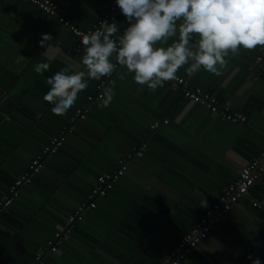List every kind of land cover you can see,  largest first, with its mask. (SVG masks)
<instances>
[{
    "label": "water",
    "instance_id": "1",
    "mask_svg": "<svg viewBox=\"0 0 264 264\" xmlns=\"http://www.w3.org/2000/svg\"><path fill=\"white\" fill-rule=\"evenodd\" d=\"M59 2L61 14L87 30L116 0L108 6L101 5L99 10L94 8V12L87 10L84 4L80 5L78 0H72L79 7L71 10V16L83 24L67 14V0ZM1 5L15 14L14 19L5 20V34L11 33L15 21L20 27L30 28L22 32L24 40L34 37L30 31L36 36L25 62L27 66H16L6 89L0 90V200L10 194L16 180L28 170L34 158L42 155L54 137L63 135L64 141L57 154L43 160L41 173L33 178L31 184L22 187L20 196L1 212L0 264H29L34 261L47 241L64 228L77 207L89 200L98 178L115 172L121 158L146 140V150L128 162L114 189L100 199L102 206L96 212L87 210L63 238L59 250L49 254L42 264H160L178 246L183 235L198 224L197 220L205 210L236 178L234 175L239 177L241 170L256 157L249 158L240 152L242 146L238 141L249 135L264 141V123L254 115L260 112V108L264 110V62H257L264 48L252 51L241 48L239 55L226 57L228 64L220 76L203 68L189 74L186 71L188 65L176 74L190 81L196 80L192 85L203 84L206 91L215 87L213 93L218 98L223 92L227 93L228 104L247 117L243 124H232L191 100L183 99L179 103L181 91L166 83L156 90L137 83L123 85V89L118 91L119 99L113 98L119 104L118 113L98 111L96 104L101 103L99 98L92 103L88 99L95 95L97 86L105 77L99 81L90 80L68 113L57 116L51 111L53 105L43 99L50 90L47 79L65 67H76L84 54L81 38L29 0H0ZM124 18L120 13L116 21L120 31L114 36L116 38L127 28L124 23L128 22ZM33 27L39 30V36ZM70 34L74 38L73 43H65L64 38ZM177 39L178 36L172 37L167 44H161L167 47ZM198 39L193 34L190 44ZM112 60L115 62V54ZM40 63L50 65L43 74L35 71V65ZM118 72H126V69L120 68ZM31 74L36 75L31 77ZM131 74L128 73L123 80H129ZM120 80L114 73L106 87L115 88L120 85ZM173 88L174 94L177 91L180 96L175 95L174 102L163 109L166 106L163 98L169 97V90ZM27 90L33 93L30 91L27 96ZM35 101L41 105L37 107ZM87 105L90 108L86 120L71 125L72 115ZM190 106H200L203 108L201 113L207 110L208 119L224 120L229 124L223 125L225 130L219 133L217 141L211 142L214 137H208L200 128L194 132L195 137L188 133L190 128H184L186 126L182 125L180 116ZM124 109L143 124L141 131L136 127V136V131L127 124V118H120ZM163 118H167L168 126H165L168 128L182 125L186 132L180 131L182 129L178 132L186 136L174 140L175 134L170 130L163 131V127L151 131V125L163 121ZM64 129L67 132L61 134ZM187 137L195 147L187 145ZM172 141L184 145L187 152H179ZM170 152L182 157L188 153L184 157L187 162L183 161L186 168L178 167V172L170 169L169 165H175L173 160L177 159ZM257 186L264 189V173L258 177L252 190L259 192ZM259 224L262 227L264 223L248 214L245 200H241L233 205L230 213L196 251L208 249L213 260L221 263L238 256L248 257L250 253L245 243L258 234ZM29 238L32 245L26 246ZM195 253L184 264L196 263Z\"/></svg>",
    "mask_w": 264,
    "mask_h": 264
},
{
    "label": "clouds",
    "instance_id": "2",
    "mask_svg": "<svg viewBox=\"0 0 264 264\" xmlns=\"http://www.w3.org/2000/svg\"><path fill=\"white\" fill-rule=\"evenodd\" d=\"M116 4L129 24L123 34L113 39L119 24L101 21L94 32L80 34L84 54L76 67H65L47 79L50 90L43 99L53 105V114L66 115L90 80L114 73L123 80L134 73L135 83L156 90L175 80L185 65L189 74L203 68L220 76L228 64L226 57L239 55L241 48H264V0H116ZM193 34L199 39L190 44ZM177 36L170 46H156ZM118 67L126 72H118ZM49 68L48 63L35 65L38 74ZM101 87L100 107H108L115 92ZM248 259L252 260L251 254ZM252 264H261L259 257Z\"/></svg>",
    "mask_w": 264,
    "mask_h": 264
},
{
    "label": "built area",
    "instance_id": "3",
    "mask_svg": "<svg viewBox=\"0 0 264 264\" xmlns=\"http://www.w3.org/2000/svg\"><path fill=\"white\" fill-rule=\"evenodd\" d=\"M32 4L39 7L41 10L57 19L65 28H68L77 37H81V33L88 34L94 32L100 27V22L107 20L112 23L113 20L117 21L121 10L115 3L110 7L101 18H99L94 26L90 29H82L72 23L68 18L63 16L60 12V7L54 0H29ZM113 39H117L113 37ZM79 51V50H78ZM259 63L264 62V50L258 57ZM112 80L111 77H105L98 86L95 95L89 97V102H94L100 97L103 92L101 85L105 87ZM175 88L181 90L183 99L191 100L196 104H200L212 113L221 116L224 120L232 124H243L247 121V117L240 112L235 111L227 102H221L213 92L205 91L202 87L193 86L189 80L176 75V79L166 82ZM89 114V107L81 108L72 115L70 124L73 125L78 121L86 120ZM168 121H158L151 125V131H156L163 125H167ZM67 130V129H66ZM71 132V131H70ZM64 141L63 135L56 136L52 139L50 145L43 151L42 155L36 157L28 170L21 175L11 188L10 194L4 199L0 200V214L2 211L10 207L14 201L20 196L21 188L32 183L33 178L41 173L43 168V160L58 153ZM147 145L141 144L133 149L132 153L126 154L124 158L119 161V166L112 174H103L98 178L97 186L90 194L89 200L77 207L75 212L68 218L64 228L57 232L50 240L47 241L45 247L36 256L31 264H42L45 258L52 253L59 250V246L63 238L71 232L72 226L75 222L87 211L97 208V203L100 198L106 197L115 187V184L123 176L126 165L134 157L141 156L146 150ZM264 173V149L259 152V155L254 158L247 166H245L239 177L231 182L225 191L219 196L217 201L208 207L203 216L200 218L198 224L192 229L191 232L186 233L181 238L178 246L161 260L160 264H184L186 260L204 243L211 234L212 230L222 222L226 215H228L234 204L250 196L253 186L256 184L257 179ZM253 208L261 210L264 214V202L255 201L252 203Z\"/></svg>",
    "mask_w": 264,
    "mask_h": 264
},
{
    "label": "crops",
    "instance_id": "4",
    "mask_svg": "<svg viewBox=\"0 0 264 264\" xmlns=\"http://www.w3.org/2000/svg\"><path fill=\"white\" fill-rule=\"evenodd\" d=\"M54 1L58 3V5L60 7V12H61V5H60L59 0H54ZM113 1L114 0H78V3L80 5L84 4V7L87 10H89V11L92 10L94 12L96 10H99L101 5L108 6ZM76 6H78V5H75L72 2V0H71L70 3H69V0H67V14H69L71 16V10L77 9ZM7 8L2 6V5L0 6V90L1 89H6L5 86L13 78V74H14L13 70L16 68V66L18 68L21 67V65H23L25 67L27 66L25 62L27 60V57L30 56L31 45H32V43H33V41L35 39V36H36V35H34L33 32L30 31L29 33L32 34L34 37L31 40H24L23 37H22V32L23 31H29L30 28L28 26L20 27V25L18 23H16L15 21H13L14 22V26H12L11 33L6 32V34H5L3 32L4 30H6L5 20L14 19V17H15V14L13 13L14 11H12L10 9H7ZM109 9H108V11H109ZM81 13H83V12H81ZM71 17L73 19H75L73 16H71ZM124 19H125V21H127L126 17ZM75 20L78 23H81V22L78 21V19H75ZM117 20H118V18H117ZM70 21L72 22V20H70ZM10 22H12V21H10ZM177 23H180V21H178ZM81 24H83V23H81ZM75 25H77V24H75ZM124 25L126 27H128V24H126V22L124 23ZM33 30L36 33L39 32V30L37 28H35V27H33ZM39 35L40 34L37 33V36H39ZM73 41H74V38H73L72 34H70V35H68L67 37L64 38V42L65 43H73ZM156 46L157 47H160V46L165 47L161 43H158ZM21 56H23L24 58L22 60H20L19 63H17L18 58L21 57ZM25 67H24V69H25ZM119 69L120 68L118 67L117 71ZM28 75H29V73H28ZM35 75L36 74H31V77H34ZM178 76L186 78V77H184L182 75H178ZM133 77H134V73H132L129 76V80L128 79L127 80H120V85H118L115 88H113V90L115 92V96H114L115 98L119 99V95H118L119 92L118 91H120L119 89H123V85L124 86H128V84H131V86H132V85L135 84V81H134ZM17 79H19V78L17 77ZM187 80L190 81V79H187ZM195 82H196V80L195 81H192V80L190 81L191 84H196ZM198 87H202L203 89H205V86L203 84L198 85ZM174 90H175V88H173L172 90H169L170 96L163 98L164 99V103L166 105L165 107H163V109H167L174 102L175 95L180 96V94L177 91H175V94H174ZM214 90H216L215 87L213 89H211L210 91H208V92H214ZM30 91L31 90H27L26 91V95L27 96L30 95ZM22 99H23V97L21 96V100ZM182 100H183V96H182V93H181V96L179 98V103H182ZM219 100L221 102H227L228 103L229 102L228 94L223 92L221 94V96H219ZM83 102L85 103L87 101H83ZM34 103H35V105L37 107L39 106L38 104L41 105L40 102H36L35 101ZM161 104H163V103H161ZM255 105H258V103L255 104ZM96 106L99 107L98 111H101V112L117 114L118 111H119V104L117 102H114V101H112V103L108 107H103L102 108V107H100L99 103H97ZM86 107L90 108V105H87ZM198 107H200V106H198ZM198 107L190 106L187 109V111L180 116V118H182L181 119L182 125L184 124L186 126V127H184L185 129L190 128L188 133L190 135L194 136V137H195L194 132L198 131V129L200 128V129H202L204 131L205 134H207L208 137H214L213 140L211 139V142H214V140L217 141L219 139V133L223 132L225 130L224 127L226 125H229V124L227 122H225L224 120H219L218 119L219 120L218 121L217 119H213V118L208 119L207 118V112H206L207 110H204L203 113H201V111H202L201 109H203V108H201V107L198 108ZM258 107L259 106H257V108ZM257 113L254 114V115L258 116L261 119V121L264 123V119H262L260 117V116H262L264 118V110H262L260 108V112H257ZM245 115H246V113H245ZM123 117L127 118L126 119L127 122H128L127 124L136 131V133H135V136H136L137 135L136 127L138 126L139 130L141 131L142 127H143L142 122L136 116H134L133 114L129 113V111L125 110V109L123 110V115L120 118H123ZM165 119H167V118H163L162 120L164 121ZM182 125L180 127L179 126H175L174 128H170V127L168 128L165 125H163L162 127H163V131L170 130L171 132H173L175 134L172 137L174 140H180V138H184L186 136V135L180 133V131L186 132L184 130V128L182 127ZM223 125H225V126H223ZM178 129H182V130H180L178 132ZM65 132H67L66 129H64V131L61 134H65ZM249 136L250 137H247L245 140L238 141L240 143V145L242 146L241 150L239 149V151L242 152L243 154H245L246 156H248L249 158L252 157V156L253 157H255V156L257 157L259 152L262 149H264V141L262 139L256 137V136H252V135H249ZM185 139L187 140V145L189 147H191V146L195 147L194 143H190L189 140H191V139L189 137H187ZM168 140L171 141L170 139H168ZM147 141L148 140H146L142 144H146L147 145ZM172 143H173V145L176 146V148L178 149L179 152L180 151L181 152H187L186 148H184V145L177 144L174 141H172ZM197 148H199V147H196V149ZM170 153L173 154V156L177 157V159L173 160L175 165H169L170 169L178 172V167L179 168H186L185 166H183V164H184V162H187V159L184 158V157L188 156V153H184L185 156H183V157H182V155H175L172 152H170ZM189 157L190 158H194V157H192V155H189ZM54 164L57 166L56 162H54ZM234 176L236 178H233V180L230 181V183L235 181L238 178V175H234ZM257 189H259V192H258V190H255V191L251 190L250 197L249 198L247 197V198H245L243 200H245V205L247 207V213L251 214L253 217H255L257 219V221L264 223V214L262 213V211L258 210V209H255L252 206V203L255 202V201L264 202V197H262V195H261V190H263L262 192H264V189H260V187L258 188V186H257ZM24 191L25 190L23 189V192ZM222 193H220V195ZM100 199H99V201L97 203V208L96 209H92V211L96 212L100 208V206H102V201L100 202ZM199 220L200 219H198L197 221H199ZM223 227L228 229L227 226H223ZM31 245H32V239H30L27 242L26 246H31ZM245 245H246L247 252L250 253L254 257V259L259 257V259L261 260V264H264V224L262 225V227L259 224L258 234H255L253 236V238L248 243H245ZM25 249L26 248L24 247V250ZM195 252H196L195 254H197L196 255V263H193V264H252V260H254V259L249 260L248 257L246 255H244V258L238 256L237 259H234V258L231 259V260L228 259L227 262H226V259H225V262L221 263L219 260H217L216 262L213 260L212 254H211L210 251H208V249H203V250H200V251H196L195 250ZM32 262L33 261H30L29 264H31Z\"/></svg>",
    "mask_w": 264,
    "mask_h": 264
}]
</instances>
